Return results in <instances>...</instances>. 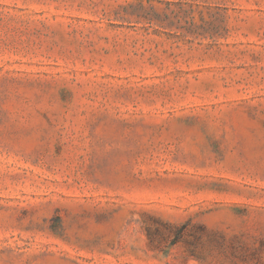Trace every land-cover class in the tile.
<instances>
[{
    "label": "rangeland",
    "instance_id": "rangeland-1",
    "mask_svg": "<svg viewBox=\"0 0 264 264\" xmlns=\"http://www.w3.org/2000/svg\"><path fill=\"white\" fill-rule=\"evenodd\" d=\"M0 264H264V0H0Z\"/></svg>",
    "mask_w": 264,
    "mask_h": 264
}]
</instances>
